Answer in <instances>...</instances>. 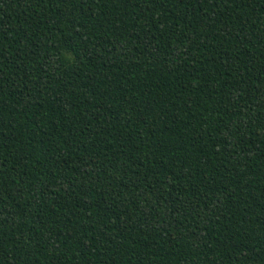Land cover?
<instances>
[{
  "label": "trees",
  "instance_id": "obj_1",
  "mask_svg": "<svg viewBox=\"0 0 264 264\" xmlns=\"http://www.w3.org/2000/svg\"><path fill=\"white\" fill-rule=\"evenodd\" d=\"M0 264H264V0H0Z\"/></svg>",
  "mask_w": 264,
  "mask_h": 264
}]
</instances>
